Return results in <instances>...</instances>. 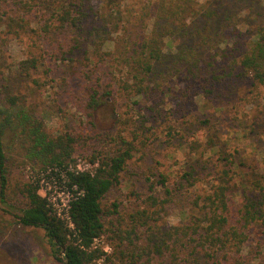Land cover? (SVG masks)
Returning a JSON list of instances; mask_svg holds the SVG:
<instances>
[{
    "label": "trees",
    "instance_id": "1",
    "mask_svg": "<svg viewBox=\"0 0 264 264\" xmlns=\"http://www.w3.org/2000/svg\"><path fill=\"white\" fill-rule=\"evenodd\" d=\"M204 1L154 0L134 18L125 0H0V27L19 36L37 17L39 29L32 32L45 44L50 40L53 45L56 36L55 40L62 38L58 42L60 57L52 59H69L81 67L79 77L92 83L84 96L92 119L104 99H115L116 87L121 85L114 74L116 66H110L116 61L127 70L122 92L134 97L144 98L159 89L153 79L162 66L170 62L173 66L174 58L175 64L186 69L184 74L195 79H202L206 69L219 83L239 71L237 77L264 86V16L252 22L260 24L256 29L247 28L243 33L240 28L242 14L247 9L248 14L259 11L256 4L261 0H252L250 6L247 0ZM221 39L224 48L219 46ZM175 40H179L178 47ZM212 46L216 53L205 60L202 50L209 51ZM3 51L0 47V204L17 210L18 224L43 228L58 261L92 264L105 258V264H251L244 248L250 230L264 228V176L247 179L246 172L236 175L241 164L222 152L217 162L195 159L176 184L157 171L152 173L153 179H141L145 191L133 193L141 197L140 204L123 208L121 202H114L108 206L106 201L122 185L129 163L140 152L138 146H146V142L135 131L132 138H126L124 130L113 135L97 129H67L50 135L44 116L25 106L20 97L4 92L13 69L38 85L31 72L39 69L41 61L31 57L15 67L6 66ZM225 61H229L231 72L217 74L215 63ZM207 123L204 120L203 124ZM210 143L217 146L213 139ZM76 154H90L91 162L99 163L93 174L68 172L70 185L84 192L71 204L77 230V239H71L37 184L27 182L13 190L10 181L18 156L25 165L42 171L54 167L67 170ZM202 178L209 180L208 189L188 193ZM238 194L243 201L234 209ZM182 197L181 222L162 227L167 210ZM103 237L112 245L110 254L92 248L95 240ZM74 240H80L85 250Z\"/></svg>",
    "mask_w": 264,
    "mask_h": 264
},
{
    "label": "rangeland",
    "instance_id": "2",
    "mask_svg": "<svg viewBox=\"0 0 264 264\" xmlns=\"http://www.w3.org/2000/svg\"><path fill=\"white\" fill-rule=\"evenodd\" d=\"M153 1L125 0L126 9L135 18L145 5ZM210 1L204 2L209 4ZM247 2L248 6L252 4V0ZM259 4H256L259 11L248 14L247 9L242 14L244 24L240 28L243 33L247 28L259 27V23H252L264 16V0ZM145 24L150 23L146 21ZM37 29V17L31 19L30 27L20 32L19 36L0 27V47L4 49L3 60L6 66L15 67L31 57L41 61L39 69L31 72L32 78L39 82L38 85H33L25 75L13 69V74L5 82L4 92L20 97L25 106L39 116H44L46 130L50 135H57L67 129L83 132L111 131L113 135L117 130H124L126 138H132L131 132L135 131L146 142V146H138L140 152L129 163L122 185L106 201L108 206L114 202H121L123 208L140 204L141 197L133 193L145 191V181L139 182L141 179L149 176L153 179L152 173L161 172L170 177L173 185L182 180L184 172L195 159L211 158L217 162L222 152L230 158L235 157L241 164L236 169V175L246 172L247 179L264 176V86L237 77L239 71H234L230 77L225 76L219 83L213 80V75L205 73L206 69L202 79H195L192 75L184 74L186 69L175 64L177 58H174L173 66L171 62L168 66H162L153 79L154 86L160 84L159 89L144 98L134 97L123 94L121 88L123 80L127 79V70L116 61L110 63V66H116L114 74L117 81L121 80V85L116 87L115 99H104L92 119L84 102L85 90L92 83L86 77H79L81 67H75L69 59H52L54 56L60 57L58 42L62 38L55 40L58 38L56 36L53 45L48 43L50 40L45 44L32 32ZM220 43L219 46L224 48L222 39ZM173 44L178 47L179 40ZM211 48L209 51L202 50V58L206 60L216 53V48ZM78 57L83 58L81 55ZM117 57L115 60H118ZM220 60L217 58L216 61L219 63ZM218 63H215V70L219 72L217 74L231 72L229 61ZM204 120L209 123L203 124ZM210 139L217 145V152ZM90 154H76L71 163L76 164L77 160L91 162ZM16 158L18 160L12 166L10 181L13 190L30 182V177L36 173V169L25 165L21 157ZM203 179L193 188L187 189L188 193L198 194L207 190L209 180ZM183 199L180 198L173 208L167 210L166 217L160 222L162 227L181 222V205L185 203H182ZM234 199V209H237L241 206L243 196L238 194ZM16 215V209L0 204V264H64L56 259L45 230L18 224ZM249 233L244 254L251 260V264H264V228L252 229ZM97 246L104 252L107 249V254L112 253V245L104 237L99 239ZM92 264H105V258Z\"/></svg>",
    "mask_w": 264,
    "mask_h": 264
},
{
    "label": "built area",
    "instance_id": "3",
    "mask_svg": "<svg viewBox=\"0 0 264 264\" xmlns=\"http://www.w3.org/2000/svg\"><path fill=\"white\" fill-rule=\"evenodd\" d=\"M97 163L99 162L94 164L92 162L84 163L81 160H77L76 164L70 163L67 170L57 167L42 171L36 170V173H33L30 177V182L39 186L40 193L47 199L54 214L65 223L71 239H77L76 225L71 215V204L78 196H82L84 192L80 191L77 185H70L68 172L73 174L85 172L93 174L95 168L98 166ZM74 241L76 245L85 250L80 240ZM98 241L99 239L95 240L92 245L93 249L98 248Z\"/></svg>",
    "mask_w": 264,
    "mask_h": 264
}]
</instances>
